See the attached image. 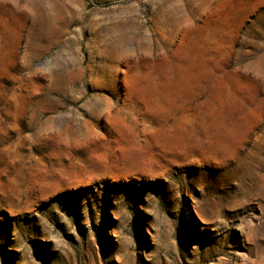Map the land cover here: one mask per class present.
<instances>
[{
	"label": "rangeland",
	"instance_id": "374dc122",
	"mask_svg": "<svg viewBox=\"0 0 264 264\" xmlns=\"http://www.w3.org/2000/svg\"><path fill=\"white\" fill-rule=\"evenodd\" d=\"M0 264H264V0H0Z\"/></svg>",
	"mask_w": 264,
	"mask_h": 264
}]
</instances>
